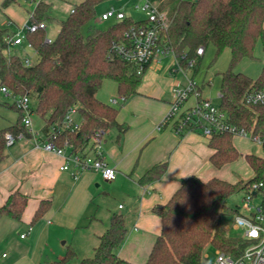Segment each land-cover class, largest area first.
Instances as JSON below:
<instances>
[{
  "label": "trees",
  "instance_id": "obj_1",
  "mask_svg": "<svg viewBox=\"0 0 264 264\" xmlns=\"http://www.w3.org/2000/svg\"><path fill=\"white\" fill-rule=\"evenodd\" d=\"M112 0H82L64 21L48 15L49 6L40 2L33 19L36 22L57 24L56 38L47 42L46 31L28 34L36 63L26 65L24 59L11 52L9 39L15 33L0 26V86L14 97L36 99L33 111L45 121L43 134L47 142L60 149L70 148L72 154H84L95 135L105 136L114 129L122 133L126 127L118 122L119 107L98 99L105 83L113 82L120 97L126 101L139 94L143 74L134 65L114 54V47L127 44L126 33L132 28L145 26L147 21L127 17L115 21L105 30L92 25L97 7ZM12 0H5L2 8ZM167 30L162 33L160 45L175 54L187 69L188 60L197 58V50L213 46L216 59L225 50L231 51L230 66L220 74V109L228 121L252 136L264 137V105H252L246 94L264 89V60L259 76L252 78L235 68L243 60H255L259 41L264 44V0H175L166 14ZM87 27V35L84 28ZM198 63L194 71L197 69ZM201 91V88H199ZM78 110V128H63V121L72 108ZM20 113L18 123L0 131V162L6 151V134L30 136ZM214 152L213 165L221 169L236 162L240 153L234 146V137L215 134L209 139ZM246 161L254 178L246 184L213 178L208 182L196 176L189 177L164 205L153 212L162 220V230L147 264H202L208 247L239 257L248 246L241 236H232L224 230L222 219L235 215L237 207L226 205L227 199L240 190L247 191L255 183L264 182V158L247 155ZM167 164L154 166L141 180L152 183L166 172ZM28 198L13 193L0 207L3 218L20 221L27 208ZM51 208L45 201L36 211L35 225ZM127 228L122 215H113L108 230L100 237L94 255L79 264H133L119 256L126 239ZM77 258L68 248L63 259L52 264H70Z\"/></svg>",
  "mask_w": 264,
  "mask_h": 264
},
{
  "label": "crops",
  "instance_id": "obj_2",
  "mask_svg": "<svg viewBox=\"0 0 264 264\" xmlns=\"http://www.w3.org/2000/svg\"><path fill=\"white\" fill-rule=\"evenodd\" d=\"M4 1L0 0V11L10 22L0 20V26L17 34L14 25L21 30L29 23L26 18L16 14V0L2 8ZM54 1L40 2L49 6L48 15L58 21L66 20L73 12L74 5L68 9L67 16L59 20L53 14ZM34 12L30 14L32 23L35 21ZM13 48L19 47L11 48L13 54L19 55ZM26 56L29 57L27 52L22 58ZM34 57L36 59L35 52ZM161 58L147 70L163 69ZM172 72L181 73L174 70ZM197 72L198 69L194 71L193 80ZM182 75L186 77L185 82L176 81L166 89H157L155 86L145 91L139 88L138 95L119 107L117 119L126 130L124 133L118 129L111 130L101 143L104 161L117 172V178L113 182L106 181L98 172H83L75 177L72 171H61L66 158L42 148L47 139L43 133L35 131L36 126L31 120V135H23L13 146L6 147L5 156L0 162V207L15 192L28 198L27 208L20 221L3 218L0 222V264H52L63 259L68 248L73 249L77 257L82 253L94 254L113 215L124 216L127 228L119 256L133 264H147L162 230V220L153 209L168 203L183 180L196 176L204 182L218 178L236 183L224 178L221 175L222 168L218 169L213 165L214 152L209 147L208 138L198 132L180 136L171 126L160 128L169 111L173 86L185 85L188 81L187 75ZM207 85L205 81L201 86L197 85L201 88L204 99ZM114 87L117 90L116 85ZM219 97L221 98L220 93ZM110 98H119L118 92L117 96H110L105 103L109 104ZM193 103L191 100L187 106ZM31 109L32 115L36 108L31 105ZM0 110L2 114L6 109L0 107ZM3 115L5 114L0 116V131L16 125ZM244 142L252 144L248 139L234 137V146L239 151L240 158H244L248 165L246 156L255 155L251 150L254 146L250 145L251 149L247 150L237 144ZM257 148L256 156L264 158V153L261 154L260 148ZM70 153V148H67L66 156ZM236 162L226 167L233 166ZM162 163L167 164L164 175L152 183L142 184V178L154 166ZM45 201L51 203L50 210L32 225L36 211ZM4 254L6 257L2 258Z\"/></svg>",
  "mask_w": 264,
  "mask_h": 264
},
{
  "label": "built area",
  "instance_id": "obj_3",
  "mask_svg": "<svg viewBox=\"0 0 264 264\" xmlns=\"http://www.w3.org/2000/svg\"><path fill=\"white\" fill-rule=\"evenodd\" d=\"M144 6L136 7L146 13L147 24L130 29L126 33L127 44L114 47V54L123 61L134 65L138 74H143L147 69L169 50H165L160 45L162 33L167 30L166 15H159L154 0H144ZM126 18L122 10L111 8L101 16V21L111 20L121 21ZM143 21V20H142ZM40 30H47V25L43 22L34 21L32 24L25 25L21 32L26 31V35L21 32L9 39L11 47H21L27 45V48L33 49V46L27 40L28 34H34ZM52 40L47 39V42ZM205 54L204 47L197 50V58L188 60L187 69H185L180 60L176 57V67L174 72L179 71L187 75L188 71L196 68L198 59ZM26 65L32 64V58L26 56L23 58ZM1 91L9 98L16 100V107L23 115V124L31 131V99L28 96L14 97L6 87H1ZM171 103L169 111L160 125V128L171 126L177 135H184L189 132H198L202 136L211 139L215 134H229L233 137L248 139L253 145L259 147L264 152V137L252 136L246 131L237 128L228 121L227 114L220 107L214 105L210 100L202 98V93L194 80H188L185 85L176 84L172 88ZM245 99L252 105H264V89L253 91L246 94ZM193 100L190 106L187 104ZM126 102L124 97L110 98L109 104L120 107ZM78 110L76 107L70 109L63 121V128H78ZM23 134L13 136L6 134V146H13L18 140L23 138ZM103 136L95 135L91 139L90 148L84 154H72L66 156V149H60L55 145L46 142L42 148L47 152L66 158L65 164L60 168L61 171H72L74 176L83 172H98L108 181L113 182L117 178L115 168L110 167L103 159L101 150ZM39 146V145H38ZM246 198L242 205L237 208L234 215L235 221L232 228L241 231V236L248 242V246L239 257H233L225 252L216 249V259L214 264H264V182L255 183L246 191ZM260 197L259 204L254 203V199ZM229 226H224L228 233ZM229 234V233H228ZM25 238V236H22ZM6 255H2L5 258ZM206 253L203 259H206Z\"/></svg>",
  "mask_w": 264,
  "mask_h": 264
},
{
  "label": "rangeland",
  "instance_id": "obj_4",
  "mask_svg": "<svg viewBox=\"0 0 264 264\" xmlns=\"http://www.w3.org/2000/svg\"><path fill=\"white\" fill-rule=\"evenodd\" d=\"M17 3L14 5V10L16 14H18L21 18H26L27 22L32 24V20L30 19V14H32L37 6V4L41 0H16ZM82 2V0H55V8L53 9V14L56 18L61 20L65 16H67V11L70 8L71 5L77 6ZM175 2V0H154L155 6L157 7V11L159 15H166L167 12L170 10L171 5ZM145 1L144 0H112L105 2L101 5H99L96 9L97 16L96 20L93 22L92 25H95L99 30H105L109 27L110 24H112L114 21H108L103 22L101 21V16L103 13L107 12L111 8H115L117 10H122L127 17L132 18L134 21H142L147 19L146 13L142 12L141 10H137L136 7H142L144 6ZM0 20L5 22H10L7 16L0 11ZM56 20V19H55ZM14 27L17 29V33L21 32V30L14 25ZM58 32V26L57 24H47V39L54 40L57 36ZM84 33L87 35V27L84 28ZM21 34L26 35V31L21 32ZM15 52H17L21 58L24 56V53H28L29 57L32 58V64L36 63V59L34 57V50L27 48V45L25 44L23 48L19 47L13 48ZM255 60H243L236 68V72H242L250 77L257 78L261 72L262 63L264 60V44L263 41H259L256 47L255 51ZM175 54L172 52H169L166 56H162L160 62L163 69H150L145 72L143 75L141 86L140 88L149 91L153 89L155 86L157 89H161L166 87L168 88V85L170 86L176 82L181 81L185 82L186 77H184L183 73H176L174 74L172 70L175 69ZM231 61V51L225 50L222 55L216 59V50L213 46H210L206 50V54L204 58L201 61V64L197 67L198 72L194 78V81L197 85H202V83L205 81L208 85L204 89V97L206 99H209L212 101V103L216 106H220L221 100L219 97L220 93V83H221V76L220 74L227 71L230 66ZM193 71V70H192ZM194 71L188 73L187 77L188 80H193L194 77ZM105 84V86L100 90V92L97 94L98 99L107 102L108 98L110 96H117V90L115 89V84L113 82L108 81ZM112 85V86H111ZM16 100L13 98L7 97L0 88V105H8V106H0L5 107V111L2 114H5L3 116H6L11 121H14V124H17L20 113L18 108L15 105ZM31 105L33 108H36L37 100L32 99ZM1 110H0V116H2ZM31 120L33 121V125L36 126L35 131L42 134V130L45 126V123L43 119L38 116L35 112L31 115ZM238 139V138H237ZM238 146L242 149H251L250 145L246 142L237 143ZM254 148H252L253 154H257L258 148L257 146L253 145ZM260 153L263 154V150L259 149ZM258 156V155H257ZM221 175L224 178H228L229 180H232L233 182H240L247 183L250 180L254 178V175L252 171L250 170L249 166L246 164L244 158H240L233 166L229 167H223ZM247 194L245 190H240L230 196L227 201L226 205L235 208L240 207L246 198ZM260 197H257L254 199L255 204H259ZM235 221L234 215H228L223 217L222 224L224 226H229L231 229L228 231V233L232 236H239L241 234V231H236L232 228ZM206 259H203L202 264H214V261L216 259V249L212 247H208L206 249ZM94 254L86 255L84 253L79 254L77 259L72 261L70 264H78L79 260H82L84 258H90ZM204 257V255H203ZM46 264V263H41Z\"/></svg>",
  "mask_w": 264,
  "mask_h": 264
}]
</instances>
